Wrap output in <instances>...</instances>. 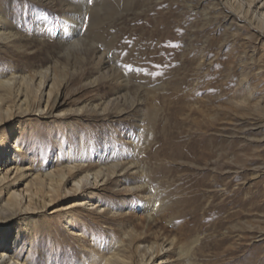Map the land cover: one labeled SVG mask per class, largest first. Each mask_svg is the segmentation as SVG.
Masks as SVG:
<instances>
[{"label":"rangeland","instance_id":"rangeland-1","mask_svg":"<svg viewBox=\"0 0 264 264\" xmlns=\"http://www.w3.org/2000/svg\"><path fill=\"white\" fill-rule=\"evenodd\" d=\"M64 2L0 0V32L15 33L13 42L0 41V77L34 80L49 68L43 98L52 82L59 85V103L42 114L1 116L8 143L0 155L13 143L22 148L8 157L7 166L21 160L20 172L9 174L11 189L71 164L121 168L86 189L92 205L69 209V218L61 207L79 199L70 192L41 210L4 222L0 215L3 243L12 246L21 225L19 254L29 264H93L95 253L115 252L139 264L133 251L143 225L182 226L186 235L173 234L167 253L150 264H183L184 251L191 264H264L257 27L225 0H69L79 7L77 21L63 16ZM103 58L114 62L98 68ZM108 100L115 103L102 110ZM8 192L2 189L1 214ZM190 215L200 222L184 224Z\"/></svg>","mask_w":264,"mask_h":264},{"label":"bare ground","instance_id":"bare-ground-1","mask_svg":"<svg viewBox=\"0 0 264 264\" xmlns=\"http://www.w3.org/2000/svg\"><path fill=\"white\" fill-rule=\"evenodd\" d=\"M64 1V4L60 3L61 6H63L61 7L63 16L69 21H77L80 17L79 7L70 3L69 0ZM228 1L231 0H225V2H227L229 5ZM229 7L233 9L232 13L235 16H241L243 18L248 17L249 21H251V25L253 23L254 26L257 27L256 30L259 32V34L264 37V0H233L232 3L230 2ZM0 18H2L1 14ZM14 35L15 33L13 32H0V41L13 42L11 39L14 37ZM74 36L75 33L73 32L70 38ZM106 62H114V60L111 58L106 61L103 58L98 62V68ZM34 77L35 79L33 80V76L28 78L24 75L16 74L15 72H11L6 77H0V121H3L1 118L2 115H4V120H7L17 113L42 114L46 106L49 105L52 107L59 103V85H57L56 82H52V86H50L49 90L45 93L46 98H43L42 90L45 86H47L48 80L50 79L49 68L36 70ZM53 91H55V93H53ZM42 103H44V108L42 107ZM110 103L113 104L115 102L114 100H108L106 103H103L104 105L102 110H106ZM79 110H77L76 113L79 112ZM7 139L8 138L5 135L0 137V149H2V147L8 143ZM11 146L13 147L12 151L10 146H8L7 149L3 150L4 152H7L0 155L3 157V160L0 158V165L5 166L4 170L2 171L1 167L0 171V196L2 194V189H9L2 206V208L6 209L7 214H1L0 212V215L4 216L3 219H1V222L22 216L24 212L29 210H36L38 208H40V210L44 209L60 195L70 192L74 195H77L79 199L61 207V209L65 210L64 216L67 217V214H69L71 211L69 209H79V207H87V205L91 204L89 203L91 201L90 199L85 200L83 197V193L86 189L97 187L99 183L108 181L119 170L117 169L119 166L116 164L109 166V168L100 167L96 169H93L88 165L83 166L71 164L67 165L66 169L56 172L49 171L45 173L43 177H33V180L31 179L32 181L25 183L24 188L18 191L16 189H11V186H13L14 182L9 181V174L15 173L17 175V173L20 172L21 168L19 165L21 160L15 159L14 164L10 166L8 165L9 167L7 166V162L8 157L16 156L22 151V148L19 144L14 143ZM138 189L139 187H136L131 190ZM190 216L188 219L184 220V224H189V222H191L190 219L192 218L195 221L199 220L196 215ZM73 218H71L67 223L75 226ZM148 218L150 219L151 215H148ZM218 222L219 221L217 220L216 223ZM20 227L21 225H18L16 235L11 241L12 246H8L3 243L5 238L2 237V235L8 232V230L5 232L3 231L2 233L1 231L3 229H0V264H29L28 256L26 255L25 257H22L19 254V249L21 247L19 242V233H21ZM180 227V229L171 228L152 231L150 226L145 227V225H143L140 234L137 236L138 240L135 243L136 245L133 251V255L137 253L140 257L141 261L139 264H150L155 261L154 258L166 254L168 249L166 250L165 247H171L175 241L174 237L172 236L173 234L179 233L186 235V231L182 230V226ZM69 234L76 238L75 240L82 243L85 242L83 239H80V236L82 235L81 232L69 230ZM30 235L33 236V232H30ZM187 255L188 252L185 251L178 254L179 257L183 258V264H191L189 259L186 257ZM131 256L132 255L124 257V255L115 252L105 257L99 253H95L92 263L132 264Z\"/></svg>","mask_w":264,"mask_h":264},{"label":"snow or ice","instance_id":"snow-or-ice-1","mask_svg":"<svg viewBox=\"0 0 264 264\" xmlns=\"http://www.w3.org/2000/svg\"><path fill=\"white\" fill-rule=\"evenodd\" d=\"M88 3H92V0H87Z\"/></svg>","mask_w":264,"mask_h":264}]
</instances>
